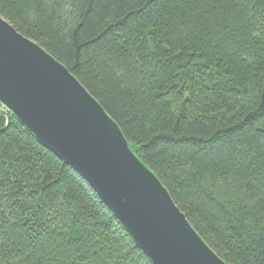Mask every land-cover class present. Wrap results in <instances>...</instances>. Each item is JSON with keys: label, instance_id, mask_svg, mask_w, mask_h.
Listing matches in <instances>:
<instances>
[{"label": "trees", "instance_id": "trees-1", "mask_svg": "<svg viewBox=\"0 0 264 264\" xmlns=\"http://www.w3.org/2000/svg\"><path fill=\"white\" fill-rule=\"evenodd\" d=\"M118 123L227 264H264V0H0ZM0 264H151L0 106Z\"/></svg>", "mask_w": 264, "mask_h": 264}, {"label": "water", "instance_id": "water-1", "mask_svg": "<svg viewBox=\"0 0 264 264\" xmlns=\"http://www.w3.org/2000/svg\"><path fill=\"white\" fill-rule=\"evenodd\" d=\"M0 104L89 184L151 264H227L100 102L1 15Z\"/></svg>", "mask_w": 264, "mask_h": 264}, {"label": "built area", "instance_id": "built-area-1", "mask_svg": "<svg viewBox=\"0 0 264 264\" xmlns=\"http://www.w3.org/2000/svg\"><path fill=\"white\" fill-rule=\"evenodd\" d=\"M1 107H3L1 104H0Z\"/></svg>", "mask_w": 264, "mask_h": 264}]
</instances>
